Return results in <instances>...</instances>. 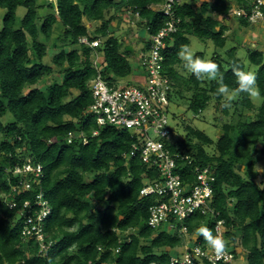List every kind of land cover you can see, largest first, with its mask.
Masks as SVG:
<instances>
[{"label":"trees","instance_id":"trees-1","mask_svg":"<svg viewBox=\"0 0 264 264\" xmlns=\"http://www.w3.org/2000/svg\"><path fill=\"white\" fill-rule=\"evenodd\" d=\"M165 1L0 0V9L5 10L0 14V192L8 194L7 200L16 198L20 203L32 199L33 192L20 197L9 194L5 167L28 159L41 163V185L52 205L45 230L53 240L46 255L38 253L34 242L23 243L20 204L10 208L0 198V264L168 263L171 249L184 245L179 224L176 230H157L147 224L149 207L159 198L141 196L140 190L160 173L138 157L124 156L133 142L127 130L99 127L88 111L94 101L90 84L98 74L92 58L96 51L104 56L99 67L105 79L126 78L133 72L132 51L122 49L123 40L111 29L112 22L121 12L127 16L138 12L148 33L155 34L169 17L153 5ZM195 1L174 4L182 23L179 31L168 37L164 50L172 96L187 98L188 109L195 114L214 101L216 111L222 114L215 120L223 122L224 115H232V120L221 124L216 141L191 124L185 125V135L175 131L177 144L172 150L192 158L191 164L179 161L180 176L192 178L190 170L195 165H212L216 172L210 205L219 215L209 218L196 213L184 224L190 234L206 226L216 235V221L225 219L228 237L248 253L246 264H264V177L258 181L261 173L257 169V154L264 156V102L256 109L252 98L241 93L231 110L223 109V98L216 95L217 81L187 75L177 55L181 45L190 46L191 35L226 48L228 26L224 19L236 6L249 10L255 0ZM21 6L26 13L18 23ZM41 8L47 9L44 16L39 14ZM85 18L100 22V27L92 33ZM240 20L245 26L251 24ZM56 31L73 48L61 47L50 63L45 62ZM82 37L100 39L101 44L96 48L81 44ZM195 56L205 59L203 52ZM248 58L264 97V51L249 48ZM209 60L219 65L230 92L237 87L233 64L248 71L235 46L224 54L215 52ZM55 72L62 77L61 83L56 79L45 87L37 86ZM95 129H99L98 135H93ZM77 131L87 134V144L80 138L67 142L68 134ZM210 146L216 152L210 153L206 148ZM198 239L206 243L202 236Z\"/></svg>","mask_w":264,"mask_h":264},{"label":"built area","instance_id":"built-area-1","mask_svg":"<svg viewBox=\"0 0 264 264\" xmlns=\"http://www.w3.org/2000/svg\"><path fill=\"white\" fill-rule=\"evenodd\" d=\"M176 1L182 0H166L163 4L153 5L155 9L163 11L169 20L157 33L150 34L144 44L146 48L140 54L139 64L143 69V77H136L133 82L110 81L103 77L95 61L98 74L90 84L94 101L88 111L99 127L114 126L127 130L133 142L124 156L127 159L138 157L160 173L158 179L146 181L140 190L141 196L155 195L159 198L149 207L147 224L157 230H176L179 224V233L186 239L181 252L171 255L168 263L153 264H234L238 253L235 243L227 235L225 219H218L215 226L216 235L225 242V249L219 255L206 243L199 241L198 235L190 234L188 226L184 224L187 218L196 213L213 218L219 212L210 205L216 182L215 168L212 165H195L190 170L192 178H182L177 172L178 163L188 161L191 164L192 158L173 151L171 147L177 144V128L171 125L173 82L164 69V50L168 45V37L177 33L182 23L174 11ZM263 6L264 0H255L249 10L238 7L232 9L230 14L256 24L264 19ZM134 16L140 19L138 12ZM79 41L93 48L101 44L100 39L90 40L88 37H82ZM98 134L99 129H95L93 135ZM75 138L82 139L84 144L89 140L84 131H77L68 134L67 142L72 143ZM5 172L11 187L10 195L20 197L25 192L34 194L32 199L23 203L16 198L7 200L8 194L4 192H0V198L6 200L10 208L20 204L23 243L34 242L38 245V253L46 255L53 245V240L48 238L45 230V223L52 214V205L41 185L43 165L28 159L14 166L7 165Z\"/></svg>","mask_w":264,"mask_h":264},{"label":"rangeland","instance_id":"rangeland-1","mask_svg":"<svg viewBox=\"0 0 264 264\" xmlns=\"http://www.w3.org/2000/svg\"><path fill=\"white\" fill-rule=\"evenodd\" d=\"M46 1H55V0H39V2H46ZM187 1V0H183ZM197 1V0H196ZM195 1V2H196ZM46 8H41L39 10V14L41 16H44ZM1 14L3 15L4 10L0 9ZM26 13L25 7H19L17 10V19L18 23H20V20ZM119 18L115 19L111 24V29L115 32L117 36L122 38L123 40V47L122 49L125 50L126 48H129L132 51L131 56V63L133 66V72L130 76L122 79H115L117 83L121 82L120 80H123V82H133L136 81V77H143V69L139 65L140 64V50L144 48L145 41H147L150 38V34L148 33L147 28L141 23L140 19L136 16H127L124 13H119ZM261 22V21H260ZM85 23L87 26L92 30V33L98 27H100V22H91L85 18ZM259 24L256 23L255 25ZM259 32V31H257ZM57 33V32H56ZM55 34L53 35L51 42L54 40ZM260 37L257 36V40L260 43H263L258 39ZM191 44L190 49L193 52L194 56L198 52L205 53V59L209 60L212 55L215 52L224 54L225 50L232 46L231 40L227 42L226 48H217L214 43L211 40L203 41L200 38L191 35ZM60 41V40H59ZM257 41V44L259 42ZM255 42V41H254ZM251 46V43H250ZM54 52L57 53L55 48L51 45L50 51L48 56L45 58V62H51L52 57L54 56ZM238 55L245 61L247 70L252 72L254 74L255 66L250 62L248 58V51L247 49L243 47L238 48ZM94 61H99V56L94 53V56L92 57ZM187 73V75H190V73ZM58 79V81L62 80V77L60 78V75H58L57 72L48 75L42 82H40L37 86L38 87H45L48 84H50L53 80ZM114 81V80H110ZM259 89V88H258ZM253 103L255 105V108L257 109L263 102L264 97L260 94L257 97L252 98ZM189 103L187 102V98L181 99L179 96L173 95L171 98V105H170V115L172 116L171 119V125L178 129V132L181 135H185L187 130L185 129L186 124H191L193 127L198 128L202 131H204L206 134H208L214 141H216L219 137V134L221 132V124L224 122H229L232 120V115H224L223 116V122L222 121H216L215 117H222V114L216 111L215 109V103L214 101H211L208 105V107L200 112L199 114H195L192 110L188 109ZM219 114V116H218ZM8 118H3L4 122L7 121ZM210 153H213L215 151L214 146L206 147ZM216 152V151H215ZM258 156V163H257V169L261 173V175L258 178V181L261 182V180L264 177V156H262L260 153L257 154ZM240 168H243L242 165ZM186 239V238H185ZM193 239V238H192ZM191 240V238H190ZM189 244H192L191 241H189ZM182 249V247H179L178 249ZM242 248V247H241ZM172 254H177V251L172 250ZM244 264L247 263V258L244 259Z\"/></svg>","mask_w":264,"mask_h":264},{"label":"clouds","instance_id":"clouds-1","mask_svg":"<svg viewBox=\"0 0 264 264\" xmlns=\"http://www.w3.org/2000/svg\"><path fill=\"white\" fill-rule=\"evenodd\" d=\"M179 59L183 62L184 69L195 76L197 80H215L218 87L216 95L223 98L221 107L231 110L233 101L237 94H247L249 98H254L260 95V91L256 84L255 75L246 71L238 63H234L232 67V75L235 78L237 87L230 92L229 87L224 83V76L220 73L219 65L212 61L202 59L199 56H194L188 45H181L178 53ZM198 236H202L206 244L217 255L222 254L225 249V242L222 238L213 234V231L206 226H201L196 230Z\"/></svg>","mask_w":264,"mask_h":264},{"label":"crops","instance_id":"crops-1","mask_svg":"<svg viewBox=\"0 0 264 264\" xmlns=\"http://www.w3.org/2000/svg\"><path fill=\"white\" fill-rule=\"evenodd\" d=\"M187 1H190V0H187ZM234 8H238V7L236 6ZM4 13H5V10H4ZM4 13H3V15H4ZM46 13H47V11L45 10L44 15ZM0 14H1V12H0ZM3 15L1 14V16H3ZM224 20H225L226 25L228 26V30L226 31L225 35L227 36L228 41L231 40V42H232L231 47L235 46L237 48V53H238L239 47H243V48L247 49V51L249 48H253V47L256 49H260V50L264 51V19L261 20V22H259V24H257V25L250 24L248 26L243 25L239 18H236L235 16H232L231 14H229V16H227ZM257 31H259V32H257ZM56 32H55L54 40L51 42V45L55 48V50L57 52L60 50L61 47H65L66 50H68V51L71 48H73L72 45L67 44L68 41H66L65 39H63L61 37L60 32H58V31H56ZM258 35L260 36V37H258V39L260 41H262L263 43H260L257 40ZM257 41L259 42V44H257ZM250 43H251V46H250ZM50 46L48 49V54L50 51ZM126 49L130 50L129 48H126ZM142 51H143V48H142V50H140V53ZM95 53L97 56H99V58H98L99 61H97V63L100 66V64L104 61V56L100 52L96 51ZM55 54H56V52H54V55ZM61 82H62V80L60 81V83ZM195 234H196V232H195ZM178 248L171 249V251L175 250V251H177V254H179L183 248L182 249L181 248L178 249ZM236 249H237L238 257H237L234 264H244L243 263L244 259L248 257V253L243 248L238 249L237 245H236ZM171 251H170V253H171ZM171 255H175V254L171 253Z\"/></svg>","mask_w":264,"mask_h":264}]
</instances>
